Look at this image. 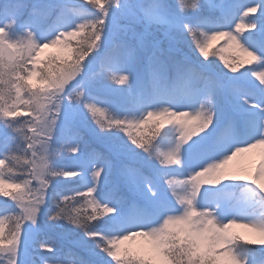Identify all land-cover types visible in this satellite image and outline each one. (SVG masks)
<instances>
[{
  "label": "snow or ice",
  "instance_id": "1",
  "mask_svg": "<svg viewBox=\"0 0 264 264\" xmlns=\"http://www.w3.org/2000/svg\"><path fill=\"white\" fill-rule=\"evenodd\" d=\"M257 69L264 0H0V264H264Z\"/></svg>",
  "mask_w": 264,
  "mask_h": 264
},
{
  "label": "rangeland",
  "instance_id": "2",
  "mask_svg": "<svg viewBox=\"0 0 264 264\" xmlns=\"http://www.w3.org/2000/svg\"><path fill=\"white\" fill-rule=\"evenodd\" d=\"M74 2L76 3H81L82 0H74ZM84 2H86V0H84ZM235 3L238 4H251L252 0H234ZM94 10V9H93ZM242 11V9H241ZM249 15H255V14H249ZM213 49L217 50V55L215 56H210L211 59H215L217 64L219 65L220 68H223L225 71H229V69L225 68L224 66V61L220 60V55H223L224 59L228 61L229 64H234L236 61L238 60H242V59H249L248 57H246L242 52L239 51V49L235 48L234 46H229L226 41L221 38L217 41L213 42L212 45ZM211 51V50H210ZM56 52V47H50V48H46L43 50V52L41 53V59L45 60L49 54H54L55 55ZM197 55H199V53H196ZM59 62V61H57ZM255 63V62H253ZM97 68H99V65H96ZM244 67H249V65L244 64L241 67V71L243 70ZM257 71H264L261 69H257ZM252 79H254L257 83H259V78L258 77H252ZM27 111V110H25ZM132 132L136 131V129H131ZM140 134H145L144 131L140 132ZM261 158V150L258 149H254L252 150L250 153L245 154V159L243 160V166L249 169H253L254 166L259 162ZM67 162V161H65ZM235 165V161L230 162V167ZM73 183H76V178H73L72 182H68L66 183L64 186L65 187H70ZM33 187L36 186V181H33L32 184ZM81 191H84L83 188H81ZM226 195L229 197H238L240 196V192L239 190H228L226 192ZM24 198L25 200L28 199V193L24 192ZM73 205L70 203L69 204V211L72 210ZM76 208H78L81 212L87 211V212H92V209L90 210L89 207H86V210L84 209V207L82 206V204H76L75 205ZM7 225L8 222H5V228L7 229ZM234 231H236L237 233L241 234V235H245V236H250L251 234L247 232V230L245 229H240V228H235ZM51 233V234H50ZM48 233V238L51 239L53 246L57 249V251H59L60 246H62V241L60 240L59 236L57 235V233L55 231ZM128 243V242H125ZM38 247V246H37ZM40 252L44 255V256H51L52 253H48L46 250H40ZM65 259H68V257H66ZM71 260V259H68Z\"/></svg>",
  "mask_w": 264,
  "mask_h": 264
},
{
  "label": "trees",
  "instance_id": "3",
  "mask_svg": "<svg viewBox=\"0 0 264 264\" xmlns=\"http://www.w3.org/2000/svg\"><path fill=\"white\" fill-rule=\"evenodd\" d=\"M73 43H75V41H73ZM55 47H56V52H55V54L63 55L62 49H61L59 46H55ZM142 131H144V130H140V132H142ZM140 132H138V131L136 130V131L133 132V134H134V135H137V134H140ZM76 183H78L77 180H76ZM71 186H72V185H71ZM66 194L71 195V193H66ZM82 206L84 207L85 210H86V207H89L90 210L92 209L90 206H87V205H84V204H82ZM88 213H90V212H88ZM50 234H51V233H50ZM60 248H61V246H60ZM65 258H66V257H65ZM68 259H71V257L68 256Z\"/></svg>",
  "mask_w": 264,
  "mask_h": 264
}]
</instances>
